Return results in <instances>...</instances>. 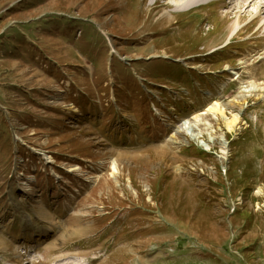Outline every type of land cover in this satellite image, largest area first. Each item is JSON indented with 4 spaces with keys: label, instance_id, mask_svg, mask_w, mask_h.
<instances>
[{
    "label": "rangeland",
    "instance_id": "obj_1",
    "mask_svg": "<svg viewBox=\"0 0 264 264\" xmlns=\"http://www.w3.org/2000/svg\"><path fill=\"white\" fill-rule=\"evenodd\" d=\"M205 1L0 0V264H264V0Z\"/></svg>",
    "mask_w": 264,
    "mask_h": 264
},
{
    "label": "bare ground",
    "instance_id": "obj_2",
    "mask_svg": "<svg viewBox=\"0 0 264 264\" xmlns=\"http://www.w3.org/2000/svg\"><path fill=\"white\" fill-rule=\"evenodd\" d=\"M205 0H171V3L176 5V10H179V11H182V10H185V9H188V8H191L193 6H196L198 4H200L201 2H204ZM247 3H249V1H252V0H246ZM206 2V1H205ZM246 3V4H247ZM249 5V4H248ZM264 9V5L260 8H258V12L260 13V11ZM239 23H238V27H239ZM238 28L236 27L234 30H233V33H232V36L235 35L237 32H238ZM231 37V36H230ZM210 112L212 113H218L219 111H221L219 109V106H217V104L213 105L210 109ZM238 123V117H236L234 119V121L231 122V125L232 126H235L236 124Z\"/></svg>",
    "mask_w": 264,
    "mask_h": 264
}]
</instances>
